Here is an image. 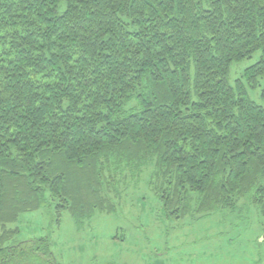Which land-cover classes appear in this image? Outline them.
<instances>
[{
	"label": "trees",
	"instance_id": "1",
	"mask_svg": "<svg viewBox=\"0 0 264 264\" xmlns=\"http://www.w3.org/2000/svg\"><path fill=\"white\" fill-rule=\"evenodd\" d=\"M262 81L264 0H0V264H62L21 214L81 225L149 170L169 215H264Z\"/></svg>",
	"mask_w": 264,
	"mask_h": 264
},
{
	"label": "rangeland",
	"instance_id": "2",
	"mask_svg": "<svg viewBox=\"0 0 264 264\" xmlns=\"http://www.w3.org/2000/svg\"><path fill=\"white\" fill-rule=\"evenodd\" d=\"M260 54L233 63L230 81ZM263 87L249 91L260 104ZM152 171L120 186L115 212H97L81 225L68 211L59 221L54 206L22 213L16 241L50 235L62 264H264V215L250 200L206 215L193 199L189 212L169 215L150 185Z\"/></svg>",
	"mask_w": 264,
	"mask_h": 264
}]
</instances>
